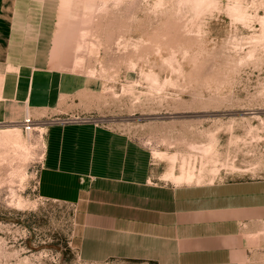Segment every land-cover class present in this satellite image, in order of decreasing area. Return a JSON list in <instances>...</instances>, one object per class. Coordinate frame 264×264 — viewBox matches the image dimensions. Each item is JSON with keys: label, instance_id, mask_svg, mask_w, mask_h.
<instances>
[{"label": "rangeland", "instance_id": "374dc122", "mask_svg": "<svg viewBox=\"0 0 264 264\" xmlns=\"http://www.w3.org/2000/svg\"><path fill=\"white\" fill-rule=\"evenodd\" d=\"M45 9L54 25L58 15L56 33L71 26L61 64L103 82L82 97L96 110L80 116L152 150L155 176L264 178V0H47ZM32 119L31 130L0 123V264H145L79 260L72 208L36 192L49 119Z\"/></svg>", "mask_w": 264, "mask_h": 264}, {"label": "crops", "instance_id": "0c3cea01", "mask_svg": "<svg viewBox=\"0 0 264 264\" xmlns=\"http://www.w3.org/2000/svg\"><path fill=\"white\" fill-rule=\"evenodd\" d=\"M46 2L0 0V123L49 119L36 192L72 208L79 260L264 263V178L176 184L155 176L152 150L123 132L57 121L95 111L82 97L103 82L61 64L71 26L56 33Z\"/></svg>", "mask_w": 264, "mask_h": 264}, {"label": "built area", "instance_id": "2783aa9c", "mask_svg": "<svg viewBox=\"0 0 264 264\" xmlns=\"http://www.w3.org/2000/svg\"><path fill=\"white\" fill-rule=\"evenodd\" d=\"M58 122L61 123H66V122H70V121H81V122H91L95 125L97 124H101L100 121L92 116H80V117H75V118H67V119H60L57 120ZM49 121H47L48 124ZM22 128L26 129V130H31L34 128V125L37 124V122L32 119L29 115H25L20 121L17 122Z\"/></svg>", "mask_w": 264, "mask_h": 264}, {"label": "bare ground", "instance_id": "6f19581e", "mask_svg": "<svg viewBox=\"0 0 264 264\" xmlns=\"http://www.w3.org/2000/svg\"><path fill=\"white\" fill-rule=\"evenodd\" d=\"M67 119V118H65ZM17 128L13 129V130H16ZM11 131V130H10ZM154 155L156 157H158L160 155L159 152L155 151L153 152ZM162 177L166 180H171L172 182L176 183V184H179V183H183V182H187V183H190L194 180V175L192 173H189V172H184L182 171L180 174H176L173 172V170H169L167 171L166 173H164L162 175ZM163 179V180H164Z\"/></svg>", "mask_w": 264, "mask_h": 264}]
</instances>
